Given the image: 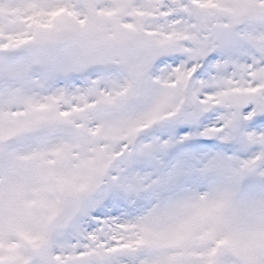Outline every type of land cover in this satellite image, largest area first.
I'll list each match as a JSON object with an SVG mask.
<instances>
[{
    "label": "snow or ice",
    "instance_id": "snow-or-ice-1",
    "mask_svg": "<svg viewBox=\"0 0 264 264\" xmlns=\"http://www.w3.org/2000/svg\"><path fill=\"white\" fill-rule=\"evenodd\" d=\"M0 264H264V0H0Z\"/></svg>",
    "mask_w": 264,
    "mask_h": 264
}]
</instances>
